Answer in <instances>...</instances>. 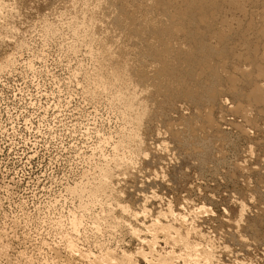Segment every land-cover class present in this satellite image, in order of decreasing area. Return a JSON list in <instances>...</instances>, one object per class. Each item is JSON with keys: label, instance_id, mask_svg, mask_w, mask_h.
<instances>
[{"label": "rangeland", "instance_id": "obj_1", "mask_svg": "<svg viewBox=\"0 0 264 264\" xmlns=\"http://www.w3.org/2000/svg\"><path fill=\"white\" fill-rule=\"evenodd\" d=\"M126 254L264 264V0H0V264Z\"/></svg>", "mask_w": 264, "mask_h": 264}, {"label": "bare ground", "instance_id": "obj_2", "mask_svg": "<svg viewBox=\"0 0 264 264\" xmlns=\"http://www.w3.org/2000/svg\"><path fill=\"white\" fill-rule=\"evenodd\" d=\"M124 209V208H123ZM137 214L138 213H133V215L134 216H137ZM181 220H182V222H184V221H186V218H185V216H182L181 215ZM76 224V223H75ZM132 229H134V228H132ZM134 231H135V233H139L140 234V232H137L138 231V229H134ZM141 236V235H140ZM71 247V246H70ZM72 249V248H71ZM74 249V248H73ZM78 251V250H77ZM126 256V258H123V260H125V261H122L121 263L120 262H118V261H115V260H113V258L112 257H110V259L109 260H105V261H107V263H109V264H131L130 263V255H128V254H126L125 255ZM83 257V256H82ZM87 257V256H86ZM101 260V259H100ZM100 260H99V262H100ZM208 260V259H207ZM89 261V260H88ZM98 261V260H97ZM97 264H103V261L101 262V263H97Z\"/></svg>", "mask_w": 264, "mask_h": 264}]
</instances>
